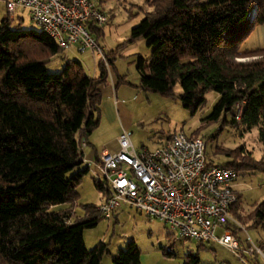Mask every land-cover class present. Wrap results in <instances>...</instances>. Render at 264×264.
I'll use <instances>...</instances> for the list:
<instances>
[{
  "label": "trees",
  "instance_id": "obj_1",
  "mask_svg": "<svg viewBox=\"0 0 264 264\" xmlns=\"http://www.w3.org/2000/svg\"><path fill=\"white\" fill-rule=\"evenodd\" d=\"M146 4L149 11L127 40L145 39L152 49L148 59L138 58V89L171 98L179 83L178 99L192 114L208 93H216L203 121L228 123L243 133L256 128L264 144V48L241 49L254 27L264 24V0ZM62 51L41 30L0 22V264H100L106 253L100 243L87 250L83 240V231L99 221L87 218L98 214L96 207L84 205V217L75 215L77 188L89 173L80 143L99 125L106 65L99 62L95 78L77 61L48 73L46 65ZM223 153L233 158L224 166L237 172L260 169L240 148ZM250 217L264 221V201ZM111 260L141 264L133 241ZM184 264L202 263L189 253Z\"/></svg>",
  "mask_w": 264,
  "mask_h": 264
},
{
  "label": "rangeland",
  "instance_id": "obj_2",
  "mask_svg": "<svg viewBox=\"0 0 264 264\" xmlns=\"http://www.w3.org/2000/svg\"><path fill=\"white\" fill-rule=\"evenodd\" d=\"M92 1L108 18L105 25L94 28L97 31L91 30V35L106 57V61L111 62L110 65L106 63L108 80L112 76L115 80L121 79L124 84L120 85L124 88L126 86L133 96L136 94L134 92L140 90L138 89L140 78L136 70L138 58L148 59L152 49L148 47L145 39L132 43L127 40L131 29L138 25L145 12L149 11L147 0ZM18 12L22 21L10 24L20 29L39 30L26 11ZM3 19H6V11L0 1V22ZM73 61L79 62L84 72L91 78L99 75V62L102 61L104 64L106 62L95 51L77 52L71 47L68 51L54 55L46 65V71L59 73L66 63ZM172 92L174 97L171 98L151 92H140L144 103L141 99L138 100L141 103L137 105V114H132L131 127L127 131L133 147L137 150L141 148L153 150L164 144L171 136L182 134L186 138L197 137L204 140L207 164L224 165L233 158L227 157L223 151L239 148L247 155L246 159L259 162L260 169L237 172L234 189L239 194V202L233 213L239 217L237 222L240 227H234L236 229L232 228V231L236 230L235 237L240 250L246 249L247 245L252 243L261 250V254L245 255L241 251H236V255L215 242L198 243L181 238L176 232L171 231L168 225L149 219L143 213L126 206L117 209L109 220L98 214H88L87 218L97 216L99 221L95 227L83 231L85 248L91 250L99 243L104 246L106 253L103 254L100 264H112V256L119 250H126L130 241L135 243L140 252L141 264H184L189 253L197 254L202 264H264V221L254 223L250 217L264 201V144L259 141L258 130L255 128L243 133L242 129L234 128L228 123L222 126L221 121L204 122L217 99L216 93H208L204 106L192 114L178 99L181 94L179 83L175 84ZM127 94L128 91L125 92V95ZM147 99L151 103L152 114L147 112ZM162 111H165V114H162ZM154 112L158 114H153ZM105 115H100V127L92 132L93 137L112 131L113 126L107 124ZM227 120L230 121L229 117ZM68 176L69 174L66 175ZM77 193L75 215L80 218L84 217L82 206L97 207L105 198V192L95 187L94 177L90 172L83 177ZM221 234L222 230L217 229L215 236L220 237Z\"/></svg>",
  "mask_w": 264,
  "mask_h": 264
},
{
  "label": "built area",
  "instance_id": "obj_3",
  "mask_svg": "<svg viewBox=\"0 0 264 264\" xmlns=\"http://www.w3.org/2000/svg\"><path fill=\"white\" fill-rule=\"evenodd\" d=\"M0 1L10 23L18 11H26L61 50L74 47L77 52L95 51L106 61L90 28L105 25L108 18L92 0ZM235 109L239 122L242 104ZM117 144L116 152L101 150L91 167L87 164L105 192L104 200L96 207L100 217L109 220L117 209L126 206L168 225L181 238L215 242L233 254H261L252 243L239 249L232 233V228L240 227L232 214L239 197L234 189L238 173L224 165L207 164L204 140L178 134L156 149L137 150L127 131H122ZM85 146L82 141L81 151ZM219 228L222 234L216 237Z\"/></svg>",
  "mask_w": 264,
  "mask_h": 264
},
{
  "label": "crops",
  "instance_id": "obj_4",
  "mask_svg": "<svg viewBox=\"0 0 264 264\" xmlns=\"http://www.w3.org/2000/svg\"><path fill=\"white\" fill-rule=\"evenodd\" d=\"M18 13L20 12H17L12 23L22 21L21 18H19L20 14L18 15ZM263 48L264 24H261L254 27L253 31L241 45V49L255 50ZM108 81L107 86L101 88L103 99L101 100L100 114H106L105 120L107 121V124L109 126L112 125L113 128L111 129L112 131L108 134H99L95 137H93L94 135L92 134L93 136L90 135L87 138V140L85 141L86 146L82 150V159L84 165H90L91 163L96 161L101 150H106L110 153L116 152L118 150V134L122 131H128V129L131 127L132 114H137V105H140L141 101L142 103H144V100L142 99V96L140 94L141 90H139V92H134V94H136L131 96L130 90H128L126 86L124 88L122 87V85H120L124 84V81H121V79L115 80L112 76ZM126 91H128L129 94L125 95ZM139 99H141V101H138ZM146 103L147 112L152 114L150 112L152 110V106L148 99ZM153 114L158 113L154 112ZM162 114H165V111H162ZM98 126L100 127V123ZM99 127L97 129H99Z\"/></svg>",
  "mask_w": 264,
  "mask_h": 264
}]
</instances>
